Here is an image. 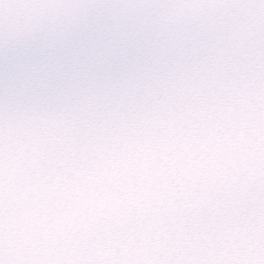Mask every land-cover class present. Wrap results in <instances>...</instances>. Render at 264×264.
<instances>
[{"label":"snow or ice","instance_id":"snow-or-ice-1","mask_svg":"<svg viewBox=\"0 0 264 264\" xmlns=\"http://www.w3.org/2000/svg\"><path fill=\"white\" fill-rule=\"evenodd\" d=\"M0 264H264V0H0Z\"/></svg>","mask_w":264,"mask_h":264}]
</instances>
